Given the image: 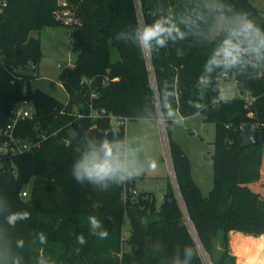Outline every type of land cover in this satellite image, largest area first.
I'll use <instances>...</instances> for the list:
<instances>
[{"label": "trees", "instance_id": "16d2710c", "mask_svg": "<svg viewBox=\"0 0 264 264\" xmlns=\"http://www.w3.org/2000/svg\"><path fill=\"white\" fill-rule=\"evenodd\" d=\"M0 1L4 2L0 8V126L9 121L14 102L28 99L33 111L18 123V133L26 136L42 130L50 135L35 152L0 158V193L14 210L31 213L30 220L9 229L13 237L24 240L18 250L23 264H36L38 257H49L50 264H173L177 257L183 260L185 245L196 253L192 264H205L199 248L211 264H225L234 258L228 249L231 231L264 234V72L251 79L235 73L230 77L241 94L253 98L250 105L237 96L213 110L211 100L217 92L211 88L201 101L208 111L200 114L215 123L213 186L206 196L190 175L186 154L170 136V121L162 125L176 187L167 180L158 208L151 192L132 194V182L101 191L77 184L69 171L78 139L100 138L107 130L109 139L124 140L123 121L158 117L160 97L165 89L173 91V84V108L184 118L195 113L189 103L199 97L196 81L213 42L197 44L190 37L170 42L154 57H141L130 40L115 39L121 29L129 31L126 26L151 23L162 14L178 19L191 6L190 0H63L78 20L73 24L56 18L59 0ZM227 2L264 26V13L251 0ZM59 24L67 26L69 48L76 54L59 73L67 95L64 103L32 90L29 80L34 76L25 73L31 65L35 69L40 59L39 37L33 33ZM178 48L184 50L183 58L177 57ZM226 113L237 115L230 121ZM250 125L261 140L242 147V128ZM9 171L15 186L8 183ZM28 182L30 192L24 199L19 191ZM89 215L103 222L107 238L89 234ZM126 219L129 232L123 240ZM40 233L47 236L45 245L35 239ZM78 233L86 244H77ZM123 241L127 250L122 249Z\"/></svg>", "mask_w": 264, "mask_h": 264}, {"label": "clouds", "instance_id": "9594fccd", "mask_svg": "<svg viewBox=\"0 0 264 264\" xmlns=\"http://www.w3.org/2000/svg\"><path fill=\"white\" fill-rule=\"evenodd\" d=\"M182 15H160L152 20L137 22L121 29L115 35L117 41L130 40L141 57H154L169 43L184 41L190 37L197 44L213 42L211 53L203 64L197 78L199 97L189 103L194 114L208 111L202 103L206 92L211 88L217 96L211 100L212 109L228 104L234 99L233 86L229 82L232 74L254 78L264 72V26L256 22L250 13L236 10L227 0H190ZM177 57L183 58V49L176 50ZM173 91L164 90L160 97V113L153 119L182 126L184 117L173 108ZM113 135L116 129H112ZM74 158L70 166L72 179L79 185H89L93 189L105 191L111 187L123 186L145 174H155L159 170L156 158L140 159L139 150L127 140L109 139L107 130L100 138L84 136L78 139L73 148ZM0 264H23L18 250L24 247L21 237H13L9 229L27 222L31 218L28 210H14L7 197L0 193ZM89 234L105 239L108 236L103 222L94 215L87 217ZM264 239V237H261ZM36 241L45 245L47 236L40 233ZM77 244L87 243L82 233L75 234ZM79 252V248H77ZM196 253L192 246L185 245L183 260L175 258L173 264H192ZM36 264H50L49 257H38Z\"/></svg>", "mask_w": 264, "mask_h": 264}, {"label": "rangeland", "instance_id": "374dc122", "mask_svg": "<svg viewBox=\"0 0 264 264\" xmlns=\"http://www.w3.org/2000/svg\"><path fill=\"white\" fill-rule=\"evenodd\" d=\"M253 6L264 13V0H251ZM68 28L66 25H52L44 27L34 35L39 37L40 59L35 69H27V75L34 76L29 80L32 90L38 89L54 97L57 101L65 102L66 92L59 83V73L66 65H71L76 54L70 51L68 42ZM117 57L113 53V58ZM233 86L234 97L241 96L251 98L249 94L240 93L235 81H229ZM113 122V119H111ZM182 126L173 125L170 121V136L179 143L186 154L190 175L198 186L203 196L209 193L213 186V153L212 141L214 139L215 126L207 121L201 114H193L184 118ZM124 140L132 147L139 150L140 159L156 158L159 161V170L155 174H145L131 181L136 193L151 192L154 197V206L158 208L163 201V192L169 179L176 187L175 179L171 171L170 160L166 147L164 132L157 126H151L141 121L125 120ZM207 158V159H206ZM31 182L22 186L21 190L27 192L28 198ZM129 232V222L126 219L122 225V238L126 239ZM232 232V231H231ZM229 233L228 249L233 259H227L225 264H264V234L255 236L250 234L231 235ZM124 242V241H123ZM122 243V249L128 246ZM218 248V245H217ZM199 255L205 264H211L204 251L199 248Z\"/></svg>", "mask_w": 264, "mask_h": 264}, {"label": "built area", "instance_id": "2783aa9c", "mask_svg": "<svg viewBox=\"0 0 264 264\" xmlns=\"http://www.w3.org/2000/svg\"><path fill=\"white\" fill-rule=\"evenodd\" d=\"M60 7L55 12L56 18L59 19L64 24L77 23L78 20L72 17L69 9L67 8V3L63 0L58 1ZM4 5V2L0 1V8ZM33 70V65L29 67ZM24 90V89H23ZM253 98L245 99L246 105H250ZM33 111V105L28 99H21L14 102L9 108V121L0 126V158H6L14 156L16 154H22L27 152H35L41 144L50 136L48 133L42 130H38L33 135L21 136L18 133V123L26 118H30ZM101 112H104L102 110ZM113 122L118 124L114 117H112ZM162 121V120H161ZM246 127V126H245ZM254 130V126H247ZM244 128V126H243ZM242 128V130H243ZM67 143V141H66ZM132 194L136 193V190L129 189ZM19 196L25 198L27 192L25 190L19 191Z\"/></svg>", "mask_w": 264, "mask_h": 264}, {"label": "water", "instance_id": "95a60500", "mask_svg": "<svg viewBox=\"0 0 264 264\" xmlns=\"http://www.w3.org/2000/svg\"><path fill=\"white\" fill-rule=\"evenodd\" d=\"M236 115L237 114H235V113H226L225 114L227 119L230 121H232L236 117ZM70 136L73 138V137H75V134L73 132H71ZM240 137H241V141H242L241 142L242 147L250 146L252 144H255L257 141L261 140V137L257 134V132L255 130L247 127V126L243 128ZM8 175H9V180H8L9 185L15 186L16 180H15V176H14L13 172L9 171ZM146 241H147V246H148L149 250L153 253V245H152L151 238L148 236L146 238Z\"/></svg>", "mask_w": 264, "mask_h": 264}, {"label": "crops", "instance_id": "0c3cea01", "mask_svg": "<svg viewBox=\"0 0 264 264\" xmlns=\"http://www.w3.org/2000/svg\"><path fill=\"white\" fill-rule=\"evenodd\" d=\"M138 121H141V125H144L145 124H149V122L151 121V126H157L158 128H160L161 131H163V125H162V121L161 120H158V119H138ZM135 190V189H134ZM231 235L234 236V235H242L241 233L239 232H236V231H232L231 232Z\"/></svg>", "mask_w": 264, "mask_h": 264}]
</instances>
